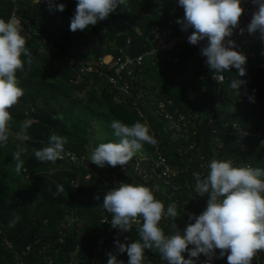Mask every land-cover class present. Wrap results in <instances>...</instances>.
I'll return each mask as SVG.
<instances>
[{
    "label": "trees",
    "instance_id": "16d2710c",
    "mask_svg": "<svg viewBox=\"0 0 264 264\" xmlns=\"http://www.w3.org/2000/svg\"><path fill=\"white\" fill-rule=\"evenodd\" d=\"M247 1L243 0L242 6ZM77 2L0 0V19L6 22L13 16L20 19L21 34L33 59L30 69L25 63L24 71L16 74L24 94L8 109L10 135L6 144H0V264H47V258H52L54 264H61L67 262L71 254L76 255L80 264H90L96 240L111 226L112 215L103 208L108 192L104 182L120 167H98L91 163V150L100 143L114 142V130L110 126L113 121L119 120L129 126L138 121L146 122L133 109L132 102L124 99L98 74H89L78 85L73 83L74 73L66 57L95 66L108 55L115 59L123 55L138 56L150 49L153 26H165L169 19L176 23L184 17L179 0H172L169 7L156 0H128L127 7L119 6L95 26L73 32L70 23ZM59 4L65 5L64 11L58 10ZM253 47L260 52V48ZM26 59L22 56V60ZM250 72L254 78L246 80L237 90L230 87L231 82L244 81V78L238 76L236 68L222 73L224 83L212 78L210 91L217 116L190 172L193 153L202 144L201 130L212 115L209 72L198 45L171 53L169 62L146 58L133 76L126 74L135 88V95L142 90L152 95L153 101H172L186 109L191 117L197 116L195 137L179 138L176 142L167 139L171 151L165 149L164 156L181 173L177 178L178 187L170 190L168 200L159 199L166 208L173 202L177 205L175 220L169 218L161 224L165 235L174 233L173 223L182 232L198 197L201 198L194 215L198 217L206 209L207 194L202 197L196 192L195 178H206L207 161L212 158L231 160L235 167L264 169V61L257 62L255 70ZM148 117L152 124L150 114ZM29 120L31 126L23 129V124ZM95 124L102 127V141L95 139ZM22 131L28 139L17 138ZM52 134L65 137L64 151L74 152L79 157L71 166L57 160L55 163L62 170L59 177L55 176L53 163L38 161L34 155L35 150L49 146ZM20 149L27 151L21 155L24 164L17 173L13 154ZM142 150L155 155L156 148L145 143ZM82 157L85 158L83 162L80 161ZM123 178L124 183H130V176ZM76 181L80 183L77 191L73 186ZM58 185L63 186L64 192L57 193ZM56 211L60 214L55 215ZM104 215L109 219L108 225L102 223ZM15 217H19L18 222L9 227ZM39 229L44 232L41 234ZM118 240L122 244L140 240L138 229L123 232ZM116 241L105 244L95 264H107L108 253L128 264L127 252L120 253ZM216 255L217 250L210 264H218ZM183 256L190 258L187 251ZM192 259L195 264H205L208 257L200 254ZM225 260L228 264L227 254ZM142 264H167V261L161 258L158 250L146 249Z\"/></svg>",
    "mask_w": 264,
    "mask_h": 264
},
{
    "label": "clouds",
    "instance_id": "9594fccd",
    "mask_svg": "<svg viewBox=\"0 0 264 264\" xmlns=\"http://www.w3.org/2000/svg\"><path fill=\"white\" fill-rule=\"evenodd\" d=\"M40 0H36L39 3ZM258 10L253 13L247 27L250 34L260 33L264 40V0H253ZM184 9L183 19L177 24L182 30L194 29L188 36L189 43L196 45L207 39L208 44L201 54L207 57L206 63L214 73H223L231 68L238 70V76H245L247 58L234 50L235 42L229 38L238 27L244 11L241 0H179ZM119 6H128V0H78L75 14L71 19L70 30H85L105 20ZM51 7V6H50ZM65 5L59 4L58 10L64 11ZM244 29L240 30L242 35ZM21 21L13 16L7 22L0 19V144H6L10 135L8 109L15 106L23 96L19 87L18 71H24L25 63L31 68L32 54L26 47ZM26 57V61L22 60ZM245 81L235 79L230 87L239 89ZM250 99H252L250 97ZM29 120L23 129L31 126ZM114 136L119 142L100 143L91 150L90 161L98 167L126 165L134 155L143 149L145 143L155 145L156 140L150 134L146 123L136 122L131 126L115 120L111 123ZM17 138L28 139L22 131ZM65 137L52 134L49 146L35 150L38 161L51 162L63 159ZM26 149L13 154L15 171L20 173L24 161L21 155ZM206 178L196 176V192L200 196L207 194V207L198 217L193 215L184 234L181 235L175 223L171 225L174 233L165 235L159 226L162 218L175 220L178 216L177 205L167 206L156 199L152 190L143 184L121 183L110 190L104 197L103 208L112 214L111 227L128 232L132 224L140 225V240L130 244L116 241L120 253L127 252L128 264H142L146 249H156L167 264H195L192 258L200 254L208 257L205 264H210L217 249L220 257L227 254L228 264H252L259 251L264 250V169L235 167L231 160L212 159L208 165ZM26 171V169H25ZM64 192L62 185L57 186V193ZM57 193H53L56 195ZM99 199V196L95 197ZM19 217L9 222L14 227ZM189 245L194 246L189 249ZM188 252L189 259L183 253ZM107 264H123L116 256L108 253Z\"/></svg>",
    "mask_w": 264,
    "mask_h": 264
},
{
    "label": "built area",
    "instance_id": "2783aa9c",
    "mask_svg": "<svg viewBox=\"0 0 264 264\" xmlns=\"http://www.w3.org/2000/svg\"><path fill=\"white\" fill-rule=\"evenodd\" d=\"M241 7L244 11L239 19L238 27L233 30V35L226 39H231L235 42L234 50L238 52L242 45H249L260 48V52L264 53V40H261L260 33L250 34L247 31L253 13L258 10V6L253 3V0H248L247 4ZM241 29H244L242 35L240 34ZM193 31L194 29L192 28L184 31L180 24L169 19L165 26L152 27L150 34L151 47L138 56L123 55L115 59L113 56L108 55L101 58L95 66L79 59L66 57L67 64L74 73L73 83L80 84L83 78L91 73H96L104 78L106 83L117 90L124 99L132 102L133 109L151 128V135L156 140L155 155L151 151L147 152L145 156L135 154L126 165L120 166L111 173V179L104 182V186L108 191L124 183L123 177L125 176H130V183L132 184H143L149 187L158 200L160 198L168 200L170 190L178 187L177 178L181 171L168 162L164 156L165 149L169 152L171 151L168 148L167 139L176 142L179 138L190 140L195 137L197 134V116L191 117L186 109L179 108L172 101H153L152 95L142 90H139L137 95H135L133 92L135 88L126 78V74L133 76L135 71L143 66L146 58L161 59L163 62H169L171 61V53L180 49H193L198 45H193L188 41V36ZM199 44L203 48L208 44V41L205 39ZM212 78L218 83L225 82V77L222 73L213 72ZM149 114L153 119L152 124L149 122ZM62 155L63 159L59 161L64 162L68 166L79 161V157L74 152L64 151ZM212 159L206 162L207 166ZM84 160V157L80 159L82 162ZM73 186L74 190L77 191L80 186L79 181L73 182ZM168 219L169 217L162 218L159 226L161 227V224ZM102 223L108 225L109 219L106 215L103 216ZM61 227L63 228L64 225L62 224ZM139 227L140 225L132 224V228L138 229ZM122 237L123 232L120 229H114L111 226L105 228L93 246L95 255L91 259L90 264L96 263L98 255L102 253L107 242L118 240ZM46 262L47 264H54L52 258H47ZM61 264H80V261L75 254H71L68 261ZM252 264H264V250L257 253L252 260Z\"/></svg>",
    "mask_w": 264,
    "mask_h": 264
},
{
    "label": "water",
    "instance_id": "95a60500",
    "mask_svg": "<svg viewBox=\"0 0 264 264\" xmlns=\"http://www.w3.org/2000/svg\"><path fill=\"white\" fill-rule=\"evenodd\" d=\"M242 3H243V0H241V6H242ZM198 47H199V50L201 52L202 46L200 44H198ZM201 56H202V59L204 60V63L206 65V67H207V70L209 72L208 95H209V103H210V106H211V109H212V115H211L210 120L205 124V126L201 130L202 144L200 145L199 149L194 151V153H193L192 160H191L190 167H189V172L191 171V167H192L194 161L196 160V158H197V156L199 154V150L202 149L205 146L206 141L208 139V135H209L210 129H211V125L216 120V116H217V114H216V106H215L214 101L211 98V91H210L211 83H212L213 71L210 69V67L206 63L207 57L203 56L202 54H201ZM200 198L201 197H198L197 200L193 203L192 212H191V214H190V216H189V218H188V220H187V222H186V224H185V226H184V228H183V230L181 232V235L184 234L187 226L191 223L192 219H190V217L194 215L195 209H196V204L200 201Z\"/></svg>",
    "mask_w": 264,
    "mask_h": 264
},
{
    "label": "rangeland",
    "instance_id": "374dc122",
    "mask_svg": "<svg viewBox=\"0 0 264 264\" xmlns=\"http://www.w3.org/2000/svg\"><path fill=\"white\" fill-rule=\"evenodd\" d=\"M156 1H161V2H163V3H165L168 7H169V3L170 2H172V0H156ZM249 49H250V46L249 45H242V47L240 48V52H243V53H248V51H249ZM250 70H255V68H252L251 67V69ZM246 76H247V78H246V80L248 79V80H250V78L252 79V76H253V74L248 70V71H246V74H245ZM95 126V129H96V133H95V139L97 140V141H102L103 140V133H102V127L101 126H99V125H97V124H95L94 125ZM112 136H114V132L112 133ZM115 137V136H114ZM114 142H119V138L118 137H115V139H114ZM138 154H147L145 151H143V150H141V151H139V152H137ZM60 168H61V166H59L57 163H55V164H53V169H54V171H55V176H57V177H59L60 175H62L61 174V171L62 170H60ZM79 168H80V165H79ZM95 174L96 175H98L99 174V172H95ZM88 177H90V176H88ZM58 211H56V213H55V215H59L60 214V212H58ZM111 214V213H110ZM112 215V214H111ZM38 232H40L41 234L44 232V229H39L38 230Z\"/></svg>",
    "mask_w": 264,
    "mask_h": 264
},
{
    "label": "crops",
    "instance_id": "0c3cea01",
    "mask_svg": "<svg viewBox=\"0 0 264 264\" xmlns=\"http://www.w3.org/2000/svg\"><path fill=\"white\" fill-rule=\"evenodd\" d=\"M239 52H240V50H239ZM240 53L245 55L247 58V61L245 64L246 71H248V70L251 71L250 70L251 67L255 68L257 62L264 61V53L257 52V50L252 46H250L248 53H243V52H240ZM243 78H244V81H246L247 76L245 75V76H243ZM252 78H254V77L252 76ZM216 256H217L218 264H226L225 255L223 257H220V250L219 249H217V255Z\"/></svg>",
    "mask_w": 264,
    "mask_h": 264
}]
</instances>
